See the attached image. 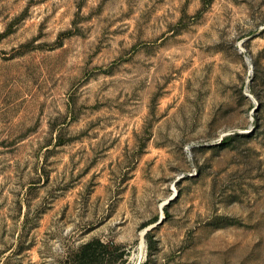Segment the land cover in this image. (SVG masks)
Listing matches in <instances>:
<instances>
[{
	"label": "rangeland",
	"instance_id": "1",
	"mask_svg": "<svg viewBox=\"0 0 264 264\" xmlns=\"http://www.w3.org/2000/svg\"><path fill=\"white\" fill-rule=\"evenodd\" d=\"M94 238L264 264V0H0V264Z\"/></svg>",
	"mask_w": 264,
	"mask_h": 264
},
{
	"label": "trees",
	"instance_id": "2",
	"mask_svg": "<svg viewBox=\"0 0 264 264\" xmlns=\"http://www.w3.org/2000/svg\"><path fill=\"white\" fill-rule=\"evenodd\" d=\"M126 250L113 241L104 242L101 239L94 238L83 243L72 260L78 264H98L107 260V264L126 263ZM72 258L71 256L69 259ZM119 263V264H120Z\"/></svg>",
	"mask_w": 264,
	"mask_h": 264
},
{
	"label": "bare ground",
	"instance_id": "3",
	"mask_svg": "<svg viewBox=\"0 0 264 264\" xmlns=\"http://www.w3.org/2000/svg\"><path fill=\"white\" fill-rule=\"evenodd\" d=\"M148 230V229H147Z\"/></svg>",
	"mask_w": 264,
	"mask_h": 264
}]
</instances>
